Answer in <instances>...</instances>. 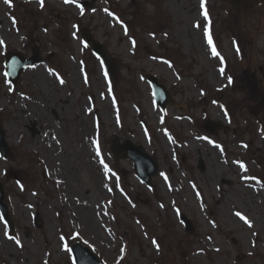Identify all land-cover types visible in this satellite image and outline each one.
<instances>
[{
	"label": "rangeland",
	"instance_id": "1",
	"mask_svg": "<svg viewBox=\"0 0 264 264\" xmlns=\"http://www.w3.org/2000/svg\"><path fill=\"white\" fill-rule=\"evenodd\" d=\"M249 3L0 0V127L11 149L0 182L14 225L0 214V264H74L68 236L103 264H264V0ZM84 31L121 64L115 89ZM35 48L42 62L12 87L6 54ZM36 67L51 80L29 77ZM148 74L174 96L166 110ZM113 139L158 160L152 188L112 154Z\"/></svg>",
	"mask_w": 264,
	"mask_h": 264
},
{
	"label": "water",
	"instance_id": "2",
	"mask_svg": "<svg viewBox=\"0 0 264 264\" xmlns=\"http://www.w3.org/2000/svg\"><path fill=\"white\" fill-rule=\"evenodd\" d=\"M75 1V0H74ZM97 0H89L87 2H80L83 6H92ZM248 0H230V3L237 8L246 10L249 6ZM84 40L86 43L92 45V49L94 54H96L100 60L101 64L104 65L105 71L111 76L115 78L118 76L117 74L120 71V64L114 59L111 58L110 54H108L106 48L103 44L91 42V35L85 34ZM7 78L14 85H16L19 81V78L22 75V72L27 69V67H31L36 65V63L41 62V58L38 57V51L34 52V56L32 58H23L19 54L7 55ZM147 80L152 85L154 96H156V102L158 103L161 109L165 110L168 104H172L174 99L173 96L170 95L167 88L159 83L158 79L148 74ZM206 131L208 133L214 134L216 132V127L213 124L207 122L206 123ZM113 146L111 148L113 154L117 157L121 156V152H125L126 158H131L135 164L136 175L140 179L141 182L145 183L147 186L152 185L153 177L157 176L159 171V163L157 160L151 156L148 152L145 151L143 147H139L135 145L133 142L129 141L126 143H121L118 140L113 142ZM0 154L3 158H7L11 155L10 147H8V143L6 141V136L0 128ZM200 168L203 169L204 166L201 163ZM10 178H17L14 171H11L8 175ZM6 197V193L4 192L3 185L0 183V213L3 216L4 220L13 228L12 219L9 214V209L7 204L4 202ZM181 221L183 222L187 232H192L193 225L189 218H186L183 214L180 215ZM72 256H74L75 264H102L99 261L98 257L94 255L90 249H88L85 245L77 242L73 244L72 248Z\"/></svg>",
	"mask_w": 264,
	"mask_h": 264
},
{
	"label": "bare ground",
	"instance_id": "3",
	"mask_svg": "<svg viewBox=\"0 0 264 264\" xmlns=\"http://www.w3.org/2000/svg\"><path fill=\"white\" fill-rule=\"evenodd\" d=\"M73 76L75 78H79L78 71H75ZM29 77L34 78L35 80L37 79L39 80V82H43V83H47L49 80H51L50 75L38 67H36L34 71L29 73Z\"/></svg>",
	"mask_w": 264,
	"mask_h": 264
},
{
	"label": "trees",
	"instance_id": "4",
	"mask_svg": "<svg viewBox=\"0 0 264 264\" xmlns=\"http://www.w3.org/2000/svg\"><path fill=\"white\" fill-rule=\"evenodd\" d=\"M134 19H135V21H136V20H140V24L144 22V21H143L141 18H139L138 15H136V14H134ZM149 19H151L153 22H156L157 17H156V15H152V16H149Z\"/></svg>",
	"mask_w": 264,
	"mask_h": 264
},
{
	"label": "snow or ice",
	"instance_id": "5",
	"mask_svg": "<svg viewBox=\"0 0 264 264\" xmlns=\"http://www.w3.org/2000/svg\"><path fill=\"white\" fill-rule=\"evenodd\" d=\"M5 2L7 3L8 0H5ZM65 2H69V0H65ZM209 43H211V40H209ZM237 215H239V213H237ZM241 219H243V217H241ZM245 222H247V221H245ZM17 243H19V241H17Z\"/></svg>",
	"mask_w": 264,
	"mask_h": 264
}]
</instances>
